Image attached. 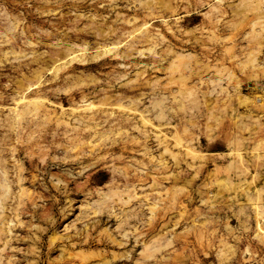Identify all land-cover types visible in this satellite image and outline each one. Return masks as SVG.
<instances>
[{
  "label": "rangeland",
  "instance_id": "rangeland-1",
  "mask_svg": "<svg viewBox=\"0 0 264 264\" xmlns=\"http://www.w3.org/2000/svg\"><path fill=\"white\" fill-rule=\"evenodd\" d=\"M0 264H264V0H0Z\"/></svg>",
  "mask_w": 264,
  "mask_h": 264
}]
</instances>
